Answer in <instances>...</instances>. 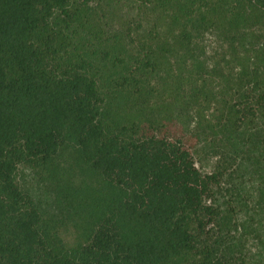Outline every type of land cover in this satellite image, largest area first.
<instances>
[{
  "label": "trees",
  "instance_id": "16d2710c",
  "mask_svg": "<svg viewBox=\"0 0 264 264\" xmlns=\"http://www.w3.org/2000/svg\"><path fill=\"white\" fill-rule=\"evenodd\" d=\"M158 87L190 136L105 108ZM68 150L99 183L45 217L17 167ZM0 264H264V0H0Z\"/></svg>",
  "mask_w": 264,
  "mask_h": 264
},
{
  "label": "rangeland",
  "instance_id": "374dc122",
  "mask_svg": "<svg viewBox=\"0 0 264 264\" xmlns=\"http://www.w3.org/2000/svg\"><path fill=\"white\" fill-rule=\"evenodd\" d=\"M93 4V6H96ZM101 2H98V8H101ZM97 8V9H98ZM126 11H118L115 20L111 23L113 27L122 28L123 20L126 17ZM120 21L116 23V20ZM105 28H107L105 26ZM212 42V40H211ZM215 46L214 41L212 42ZM224 67H227L224 65ZM161 83V80L158 76L152 77L150 79V84L156 85ZM161 87H158L157 90L153 91L152 95L149 97V104H141L135 102V96L126 95L117 96L115 93L107 91L105 92V108L114 116L120 119L126 118H140L143 122L149 123H158L162 121H167L166 123L170 124L171 127L179 128L180 131H176L175 134L182 132L184 136H190L194 126L195 119L191 117V110H182L172 113L171 118L169 117L170 110L168 102L170 101V94L164 90H159ZM210 113V110L207 111ZM170 120V121H169ZM250 144L251 141L245 139V137H240L238 143L244 145L245 143ZM193 152V157L195 160L196 166L202 172H209L213 170L215 165L220 161L218 160L219 149H212L203 142H195L191 145ZM231 162V160H229ZM251 171V169H247ZM249 174L245 175L247 177ZM15 179L17 184L22 190L27 192L35 201V203L40 207L43 215L48 216H60L63 212L64 203L59 204L63 199L62 195L64 193L65 187L70 189H77L80 187H89L90 185H97L99 179L96 175L85 174L82 172L81 167L78 165L77 158L74 153L71 151L62 152L53 162L52 165L47 167L38 168L30 167L26 165H19L16 170ZM253 183L257 181V175L253 173L252 177ZM251 184V183H249ZM63 225L59 228V234L63 242L70 246L75 243L76 240V231L71 222L63 220Z\"/></svg>",
  "mask_w": 264,
  "mask_h": 264
}]
</instances>
